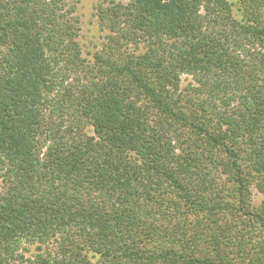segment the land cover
I'll list each match as a JSON object with an SVG mask.
<instances>
[{
    "label": "trees",
    "instance_id": "1",
    "mask_svg": "<svg viewBox=\"0 0 264 264\" xmlns=\"http://www.w3.org/2000/svg\"><path fill=\"white\" fill-rule=\"evenodd\" d=\"M95 2L0 0V264H264V0Z\"/></svg>",
    "mask_w": 264,
    "mask_h": 264
},
{
    "label": "rangeland",
    "instance_id": "2",
    "mask_svg": "<svg viewBox=\"0 0 264 264\" xmlns=\"http://www.w3.org/2000/svg\"><path fill=\"white\" fill-rule=\"evenodd\" d=\"M95 0H79L76 5L75 16L79 19L80 33H79V43L82 48L83 56L90 58V53L92 54L95 49H99L101 44L104 42L106 33L102 32L95 18V11L93 9ZM183 84L186 83L185 77H182ZM264 198L253 191V204L258 207ZM37 251L34 246L28 247L26 256L32 257Z\"/></svg>",
    "mask_w": 264,
    "mask_h": 264
}]
</instances>
